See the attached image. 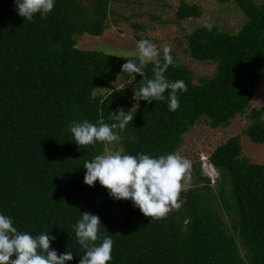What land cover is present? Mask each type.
I'll use <instances>...</instances> for the list:
<instances>
[{
  "label": "trees",
  "instance_id": "16d2710c",
  "mask_svg": "<svg viewBox=\"0 0 264 264\" xmlns=\"http://www.w3.org/2000/svg\"><path fill=\"white\" fill-rule=\"evenodd\" d=\"M217 1L234 2L246 20L237 33L212 24L211 31L202 26L186 35L193 59L217 64L211 79L195 83L171 52L175 66L166 76L183 80L188 89L172 112L167 100L134 98L139 74L130 85L95 94L113 84L126 59L134 58L77 47L82 35L99 36L108 27L110 0H56L47 19L37 15L33 21L18 15L14 0H0V213L11 216L19 231L50 233L56 237L50 249L73 252L67 264H79L83 250L72 226L86 211L99 216L102 236L113 239L108 264H264V163L242 157L239 136L209 157L228 189L223 181L212 194L210 180L192 165L180 206L155 219L130 200L111 198L98 181L84 184L85 161L107 154L109 143L79 147L67 130L84 119L111 124L117 109L132 108L134 119L110 152L158 157L176 154L201 117L217 128L245 113L264 80V0ZM199 15L198 5L180 0L178 21ZM263 115L264 106L247 113L246 134L255 143H264ZM218 206L225 208L230 225Z\"/></svg>",
  "mask_w": 264,
  "mask_h": 264
},
{
  "label": "clouds",
  "instance_id": "9594fccd",
  "mask_svg": "<svg viewBox=\"0 0 264 264\" xmlns=\"http://www.w3.org/2000/svg\"><path fill=\"white\" fill-rule=\"evenodd\" d=\"M14 3L19 16L33 21L37 15L47 19L56 0H14ZM204 27L211 31L213 25L206 24ZM136 48L134 53L129 54L134 58L126 59L121 66V73L127 75L128 84L136 79V74L142 77L134 98L148 103L167 100L169 111L175 112L180 108L179 95L188 89L183 80L170 81L166 76L169 66H175L171 48L164 46L158 49L147 39L139 40ZM149 64L152 65L151 77L146 73ZM166 91L167 97L164 95ZM131 109L127 112L117 109L115 114H111L115 121L111 124H93L84 119L73 122L67 130L79 147L95 146L97 142H119L120 131L134 119L135 113ZM200 161L203 163V160ZM209 163L212 164L210 160ZM83 167L86 169L84 184L94 186L98 181L108 190L111 198L130 200L145 217L160 219L173 206H180L177 201L191 179L192 164L189 159L175 153L154 157L144 153L131 155L113 151L96 155L85 161ZM101 225L98 215L85 211L80 213V218L72 226L77 243L83 250L79 264H108L112 260L113 239L102 236ZM55 240L56 237L50 233L33 236L19 231L11 216L0 213V264H67L72 261L73 252L58 254L55 249H50V244Z\"/></svg>",
  "mask_w": 264,
  "mask_h": 264
},
{
  "label": "rangeland",
  "instance_id": "374dc122",
  "mask_svg": "<svg viewBox=\"0 0 264 264\" xmlns=\"http://www.w3.org/2000/svg\"><path fill=\"white\" fill-rule=\"evenodd\" d=\"M256 1L260 3L261 0ZM179 2L180 0H110L109 8L113 12L109 13L108 27L99 37L88 34L82 35L77 42V47L99 50L114 55L131 56L129 54L137 50V42L141 39H147L158 49L169 46L187 66L195 83H201L204 78L211 79L217 64L211 61L193 59L188 52L186 35L206 24L217 25L219 30L224 32L237 33L245 22L246 16L234 2L187 0L188 3L198 5L200 15L178 21L175 12ZM136 36L140 39L137 40ZM127 80V75L122 73L113 84L96 90L95 94H103L114 88L130 85ZM262 106H264V80H259L255 95L246 112L236 115L227 126L212 128L208 119L201 117L185 133L184 141L176 150V154L189 159L192 165L200 168L201 174L210 180L212 194L218 193L219 183L223 181L226 189L229 188V182L225 180L226 177L209 163V157L218 145L230 137H240L242 157L251 162L264 163V143H255L246 134L250 125L247 113L252 107L260 108ZM113 144L107 145L106 153L112 150ZM200 159L203 160V163ZM188 186L189 184L186 183L183 190L187 189ZM215 204L219 205V202L217 201ZM218 207L220 208L219 213L230 225L225 208L223 206Z\"/></svg>",
  "mask_w": 264,
  "mask_h": 264
}]
</instances>
